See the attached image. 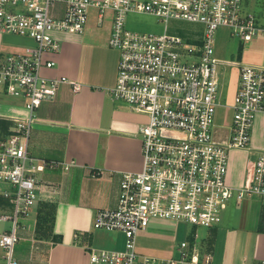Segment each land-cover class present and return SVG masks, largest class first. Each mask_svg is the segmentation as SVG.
Wrapping results in <instances>:
<instances>
[{"label": "built area", "instance_id": "obj_1", "mask_svg": "<svg viewBox=\"0 0 264 264\" xmlns=\"http://www.w3.org/2000/svg\"><path fill=\"white\" fill-rule=\"evenodd\" d=\"M90 6L98 8L100 21L106 10L112 11L109 45L119 51V60L110 94L147 115L138 129L141 168L122 173L116 206L97 209L93 218L96 228L124 232L125 247L90 248V262L212 264L211 254L201 251L199 228L218 225L231 198H257L264 209V148L250 145L254 118L264 112V63L218 57L215 34L226 26L232 36L248 41L264 37V25L244 9L243 0H0V32L31 40L0 56L3 91L22 99L30 111L52 97L61 83L79 91L80 82L64 75L47 77L41 69L55 64L45 54L60 49L53 32L84 31ZM129 12L156 16L164 23L163 32L127 29ZM221 65L238 68L237 90L229 105L220 101ZM219 106L231 109L229 123L215 122ZM32 121V115L16 117L11 132L0 138V195L12 206L10 212H0V219L11 223L0 231V264H20L14 244L20 238V221L38 198L36 172L56 164L29 154ZM217 127L224 129V140L216 136ZM233 148L255 153L239 186L225 179L228 150ZM151 219L185 222L194 230L189 240L176 244L171 257L141 254L136 237Z\"/></svg>", "mask_w": 264, "mask_h": 264}, {"label": "crops", "instance_id": "obj_2", "mask_svg": "<svg viewBox=\"0 0 264 264\" xmlns=\"http://www.w3.org/2000/svg\"><path fill=\"white\" fill-rule=\"evenodd\" d=\"M111 25L110 9L100 22L98 8L90 6L84 31L58 32L60 49L45 54L55 64L42 67L41 74L74 79L81 83L79 91L61 83L52 97L30 111L22 99L5 93L0 86V138L11 132L16 117L32 115L29 154L56 163L36 172L38 198L28 217L20 221V238L14 244V255L20 264H98L90 262V248L125 247L124 232L93 226L97 209L116 206L122 173L141 168L138 129L147 121L145 113L132 110L109 92L116 80L119 60V51L109 45ZM228 110L230 120L219 124L231 121V109ZM250 145L264 148V144ZM233 151L245 153L246 170L255 153L243 148ZM245 170L241 182L234 186L242 183ZM11 210L8 199L0 195V212ZM43 212L52 215L48 221L51 226L45 231L39 229ZM178 223L151 219L136 237L137 252L173 256L176 244L183 240H178ZM231 224L222 219L204 233L198 231L201 251L211 254L212 264H264V209L260 204L255 218L240 219L233 227ZM10 226L11 223L0 231ZM229 229L234 232L230 234Z\"/></svg>", "mask_w": 264, "mask_h": 264}, {"label": "rangeland", "instance_id": "obj_3", "mask_svg": "<svg viewBox=\"0 0 264 264\" xmlns=\"http://www.w3.org/2000/svg\"><path fill=\"white\" fill-rule=\"evenodd\" d=\"M243 6L245 7V10H250L256 16L257 24L264 25V0H244ZM125 19V27L133 31L161 33L164 29V23L154 15L129 12L127 13ZM172 24L174 23L170 24L169 30H172ZM175 25L184 26L185 23H177ZM58 32L66 31H55L53 32V35L56 37ZM177 33L184 35V30L178 29ZM30 42L31 40L24 36L1 33L0 54L15 51L19 45H25ZM214 48L215 54L223 59H235L251 63H264V37H262V35H259L252 40L240 41L237 37L231 35V30L228 29V27L220 26L216 30ZM221 66L220 89L222 95L220 101L223 105H229L233 102V97L237 90L238 68L235 65H229L226 67L224 65ZM228 109V106H220L219 108H216V123L230 120V113ZM215 133L217 137L221 138L224 137L225 131L224 129L217 127L215 129ZM250 143L264 144V113H258L254 118V122L250 130ZM245 157L246 155L243 152L233 151V149L228 150L227 172L225 179L229 185L234 186L241 182L242 175L245 170ZM258 207V201L253 198H247L240 202L231 198L225 202L221 210L222 219H228L231 221L232 224L230 227H233L236 221H240V219L255 218L256 213H258ZM9 225V221L0 220V229L9 227ZM192 229V225L185 222H179L178 240H189L190 231ZM200 230L204 233L208 230V228L201 227L199 228V231ZM233 232V229H229L230 234ZM220 243L221 242L218 240V251L221 254ZM228 243L230 244L229 241ZM2 252L3 249L0 247V254Z\"/></svg>", "mask_w": 264, "mask_h": 264}, {"label": "trees", "instance_id": "obj_4", "mask_svg": "<svg viewBox=\"0 0 264 264\" xmlns=\"http://www.w3.org/2000/svg\"><path fill=\"white\" fill-rule=\"evenodd\" d=\"M50 214L51 213H42V219L43 220H41V223H40V225H39V229L40 230H43V231H45V230H47L50 226H51V223H48V221H50L51 220V216H50ZM55 240H60V237H56V239Z\"/></svg>", "mask_w": 264, "mask_h": 264}]
</instances>
